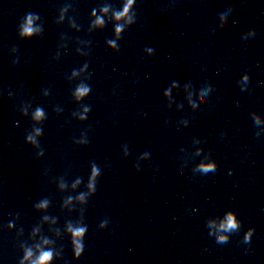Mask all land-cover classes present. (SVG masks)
Wrapping results in <instances>:
<instances>
[{
	"label": "water",
	"instance_id": "1",
	"mask_svg": "<svg viewBox=\"0 0 264 264\" xmlns=\"http://www.w3.org/2000/svg\"><path fill=\"white\" fill-rule=\"evenodd\" d=\"M127 2L0 0V264H264V0Z\"/></svg>",
	"mask_w": 264,
	"mask_h": 264
},
{
	"label": "clouds",
	"instance_id": "2",
	"mask_svg": "<svg viewBox=\"0 0 264 264\" xmlns=\"http://www.w3.org/2000/svg\"><path fill=\"white\" fill-rule=\"evenodd\" d=\"M132 3H133V0H128L127 4L124 7L123 12L115 15V19L117 21H120L121 19H123L124 17H126L128 15V12L132 6ZM104 11L107 12V9H104ZM221 19L223 20L224 17L222 16ZM96 24L102 25L103 24L102 19H97ZM32 25H33V18L31 16H29L26 20V23L24 24V26L22 28L21 35L25 36V37H30L31 35H33L34 32L36 31V29H34ZM121 31H122V28L118 26L116 28L117 36H119ZM254 34H255L254 32L249 33V35H254ZM110 46L114 48L115 44L112 43ZM244 79L246 81L248 79V77L245 76ZM87 94H88L87 88L81 87L77 90V96L79 98H82V97L86 96ZM42 117H43V111L40 109H37V111L34 115V119L39 121L40 119H42ZM257 122H259V121H257ZM36 135H39V130H36ZM28 139H29V142L34 143L33 137L30 136ZM198 170L201 172H204V173H207L209 171H215V165L214 164H207V165L202 164L199 166ZM97 175H98V171L95 168H93V178H95ZM90 187H91V185H90ZM41 207L42 208L46 207V203L42 204ZM102 227H103V225H102ZM237 228H238L237 221L231 213H229L227 215L225 221L223 223H221V225H220V230L223 232H231V231L236 230ZM69 231L72 233V235L74 237L73 242L75 244L76 256L78 258L80 253L83 251L82 246L80 244V239H82L86 229L76 228L75 230L69 229ZM250 238H251V231H249V233L245 236L244 242L249 243ZM227 242H228V236L227 235L217 236V243L224 244ZM31 257H32V252H31V250H28L25 253V260L26 261L31 260ZM51 259H52V252L51 251H42L40 253L38 259L35 261H32V264H49Z\"/></svg>",
	"mask_w": 264,
	"mask_h": 264
}]
</instances>
